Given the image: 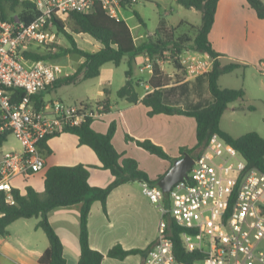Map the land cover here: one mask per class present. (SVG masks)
Masks as SVG:
<instances>
[{"label": "crops", "instance_id": "obj_1", "mask_svg": "<svg viewBox=\"0 0 264 264\" xmlns=\"http://www.w3.org/2000/svg\"><path fill=\"white\" fill-rule=\"evenodd\" d=\"M261 1L264 2V0ZM150 6L158 9V19L155 25L151 26L153 29L151 32L148 31V25L144 20L145 11ZM135 9L144 22V24L140 23V27H144V30L136 25L132 27L128 21L126 22L128 19L124 18L123 12L122 16L132 31L136 45L141 47L140 53L133 59V64H137L141 75L136 79L132 76L134 81L139 84L137 87L140 95L138 103L133 104L118 98L117 92L129 78H119L120 83L114 88L116 74L111 69L107 68L106 70V66L101 69L99 77L79 83L99 81L97 84L95 82L88 85V93L84 97L76 99L52 97L54 93L58 94V89L68 86L65 85L61 87L51 86L44 92L42 100L43 103L61 100L67 104H75L103 102L108 99L110 110L100 119L93 121V130L97 133L106 134L111 124L116 123L117 131L113 138V145L116 150L125 157L135 159L140 168L149 175L151 180L155 181L162 178L174 163L147 152L139 147L136 142L128 140L127 136L134 140H151L164 148L175 162L181 158V148L192 149L197 145V122L194 118L180 115L159 114L153 117L149 116L150 109L141 102L146 95L153 92L149 85L152 75L148 71H141L150 59L146 45H149L153 39L161 21L164 20L170 26L180 27L181 33V28L185 26H189L190 29H193L191 26L200 27L202 25V13L196 9H187L179 5L177 0H137L129 8V10L136 12ZM184 22H187L188 25H185ZM74 37L79 47L88 52H97L102 48V45L90 35L79 34L74 35ZM209 40L214 50L221 54L220 59L223 63L236 62L247 66V68L237 69L221 76L219 79L220 87L222 89L242 88L245 90V102L248 106L245 105L246 107H242V110H249L247 107H253L255 112L264 109V19L258 17L257 12L247 0H220ZM190 43L193 44V47L186 45L184 52H187L189 59L194 63L205 64L207 71L186 76L178 82L167 85L164 88V97L167 104L195 110L197 106L192 105L191 99L195 96L198 98V94L202 95L205 92L207 104L205 107L214 100L206 77V74L212 69L213 61L208 54L197 52L194 43ZM124 61L129 63L130 59L125 57ZM166 61L169 62L168 59ZM83 62L84 59L80 58L79 66ZM173 68L174 70L169 74L170 78L179 75V70ZM76 70L74 68L70 72H66L63 77L75 73ZM105 72L107 73L104 74ZM226 77L234 79L235 85H222L221 83L227 79ZM105 90H107L108 96L105 94ZM237 109H239L237 106L232 108L233 112H236ZM47 146L51 153L43 151L46 168L29 177H23L39 193H43L45 190L47 170L54 166H76L79 164L89 166V183L92 187L106 188L114 181L111 172L102 168L95 152L90 147L81 145L76 135L63 133L49 139ZM2 148L4 151H18L15 147L9 150H6L4 146ZM20 181H22L21 177L13 180L15 184L16 182L20 183ZM13 187L19 190L17 185L13 184ZM21 192L25 194L26 189ZM82 207V203L58 207L50 211L48 215L51 225L63 244L67 264H79L80 261V215ZM161 219L160 210L143 192V182L135 181L121 185L110 194L106 212L100 202H95L92 206L89 216L91 248L105 255L102 264H143L147 256L145 254H133L124 259H116L109 257L108 252L118 245L126 251H147L158 239ZM39 222V218L20 219L9 226L8 236L4 237L0 234V264H40L39 260L49 248L50 243L45 232L37 227Z\"/></svg>", "mask_w": 264, "mask_h": 264}, {"label": "built area", "instance_id": "obj_2", "mask_svg": "<svg viewBox=\"0 0 264 264\" xmlns=\"http://www.w3.org/2000/svg\"><path fill=\"white\" fill-rule=\"evenodd\" d=\"M26 1L38 12L29 24L4 18L0 5V134L10 132L20 144L18 151L0 148V204L9 205L16 204L13 180L46 168L41 141L89 118L98 120L106 111L100 101L67 104L52 100L37 109L33 97L65 76L66 70L57 63L27 60L23 54L55 44V22H65L73 13L93 14L100 6L120 21L125 9L123 0ZM178 58L188 76L207 71L205 64L190 60L187 52ZM141 71L153 75L150 59ZM16 89L26 93L19 101H14L11 91ZM143 192L162 214L158 239L143 264H184L174 253L172 223L184 229L181 239L186 251L201 255L194 264H264V172L249 168L240 152L220 136H213L195 159L188 178L169 193L148 183H143Z\"/></svg>", "mask_w": 264, "mask_h": 264}, {"label": "trees", "instance_id": "obj_3", "mask_svg": "<svg viewBox=\"0 0 264 264\" xmlns=\"http://www.w3.org/2000/svg\"><path fill=\"white\" fill-rule=\"evenodd\" d=\"M220 0H177L179 5L187 9H196L202 13V25L200 27L191 26L196 30V36L191 39L188 34H180V27L170 26L164 20L160 22L153 39L147 48V54L153 63L154 71L149 81L153 92L142 99V103L150 109L149 116L159 114L180 115L194 118L197 122V145L192 148H181V157L189 153L196 159L209 146L214 135L220 136L225 142L237 149L247 161L249 168H256L264 172V138L257 132H250L241 137H233L221 128V120L230 104L235 102H245L246 92L244 89H222L219 85L221 76L232 73L237 69L247 68L246 65L228 62L223 63L221 54L217 53L210 40L209 35L215 23V16ZM249 5L257 12L259 18L264 19V4L261 0H247ZM137 2V0H136ZM136 2L123 0L125 8L132 6ZM3 16L12 21L21 20L27 24L31 23L38 12L32 3L26 0H0ZM21 7L22 11L18 17L10 15L11 12ZM10 10V11H9ZM141 24H144L140 15L134 12ZM57 32L63 35L69 43V47H56L55 51L40 53L36 50L25 52L24 58L32 61H46L54 63L60 58L75 55L84 59V62L77 68L76 72L60 78L52 84V87L79 84L83 81L92 80L100 76L101 69L109 63L119 67L125 57L130 59L128 80L126 84L117 92L120 99H125L129 103H138L140 95L137 91V84L132 78L133 59L140 53L141 47L136 45L134 36L129 25L124 20H116L99 6L93 14H71L65 22L56 21ZM188 25L187 22H184ZM87 34L98 41L102 48L97 52H88L79 47L74 35ZM193 42L196 51L208 54L213 61L211 71L206 74L209 83V90L213 96V102L200 109L189 110L180 106L167 104L164 97V88L169 85L168 79L162 72L160 61H165L167 55L171 57L173 66L178 70L185 68L179 61L187 44ZM145 46V47H146ZM144 47V46H143ZM51 87V86H50ZM49 87V88H50ZM14 93V101L21 100L26 93L23 90H11ZM105 94L108 96L107 90ZM44 92L33 97L36 108L43 105L42 98ZM106 105L107 113L109 100L103 101ZM242 107H246L243 105ZM253 111V107H247ZM92 119H87L80 126L69 128L65 133L76 135L81 145L90 147L99 158L102 168L109 170L114 176V181L106 188L92 187L89 183L90 167L79 164L76 166H54L50 167L45 175V190L39 193L32 187L26 188V193L14 189L13 196L15 205L5 202L0 204V234L4 237L9 235V226L20 219L39 218L37 225L42 229L49 240L50 246L41 256L40 264H67L64 257L63 244L49 221V213L58 207H68L76 204H83L80 215V248L81 257L79 264H102L105 255L91 248L89 234V216L95 202H100L104 211H107V200L110 194L119 186L130 182H143L151 186H158L159 180H151L149 175L140 168L139 163L132 158L125 157L119 153L113 145V138L117 131L116 123H112L106 134L97 133L92 128ZM1 126V124H0ZM10 132L5 131L0 134V148L8 141ZM59 136V135H57ZM56 136H49L40 142L42 150L51 153L47 146V141ZM128 140L136 144L147 152L163 159L174 160L164 148L155 144L151 140H134L127 136ZM174 241V253L177 259L184 264H194V261L201 257L199 254L188 253L184 248L181 234L184 231L176 224H171ZM147 251L131 250L126 251L121 246L113 247L108 256L116 259H124L133 254H145Z\"/></svg>", "mask_w": 264, "mask_h": 264}, {"label": "rangeland", "instance_id": "obj_4", "mask_svg": "<svg viewBox=\"0 0 264 264\" xmlns=\"http://www.w3.org/2000/svg\"><path fill=\"white\" fill-rule=\"evenodd\" d=\"M264 4V2H263ZM130 7H127L123 10L124 13V18L128 19L126 20V22L128 21L129 24L134 27L139 26V28H141L142 30H144V27H140V22L137 19V17L134 14V10H129ZM136 12L137 9H135ZM155 10V11H154ZM10 11V10H9ZM22 11L21 7H19L16 12H11L10 11V15L13 17H18V14H20V12ZM177 16V15H175ZM130 17V19H129ZM158 19V9L156 7H149L148 10L145 11V22L148 25V31H153V29L151 28V26L153 27V25H155V23L157 22ZM151 20V21H150ZM189 26H185L181 28V33H186L188 34V36L193 39V37L195 36L196 31L193 29L188 28ZM180 33V31H179ZM180 33V34H181ZM57 40L55 42V44L50 45V46H45V47H35V49L37 52L40 53H47L49 51L52 50H56L53 49L54 46L58 47H64L67 48L69 47V43L66 40V38L63 35L57 34ZM82 42V40H80ZM83 43V42H82ZM188 47H193L192 43L187 44ZM167 59L169 60V62H165V61H160V66L162 69V72L165 74V76L168 79V83H174V82H178L182 79H184V77H188V75H186L184 70H179V75L174 76V77H169V74L172 73V71L174 70V66L171 60V57L169 55H167ZM170 58V59H169ZM79 59L80 57L72 55L70 57H64V58H60L57 61H55L54 63L60 64L62 66L65 67L66 72H70L72 69H77L79 66ZM106 70L111 69L115 72L116 76H115V81L113 84V87H117L120 83L119 78H128L127 76V72L129 71V63L128 61H124L122 63L121 66L117 67L115 66L113 63H109L105 65ZM107 72H105L104 74H106ZM140 72L139 69L137 67V64H133V69H132V76L134 77V79H136L137 77H140ZM227 79H225L224 81H222V85H227V86H231V85H235L234 83V79H232L231 77H226ZM96 84L99 81H91V82H87L84 84H78V85H68L66 87H63V89H58L57 90V95L56 93L53 94L52 97H63L64 99H76V98H80V97H84L88 91V85L95 83ZM205 92L202 95L198 94V98L197 96L193 97L191 99V103L192 105H195L197 107H195L196 109H200L202 107H205L206 104V97L204 96ZM49 97V96H47ZM196 98V100H195ZM246 105L248 106L247 102L241 103V102H235L233 104L229 105V109L228 111L225 113V115L223 116L222 120H221V127L224 131L228 132L230 135H232L233 137H240L243 135H246L250 132H258L263 138H264V109L262 108L260 111H249V110H242V106ZM239 107V109L236 110V112H233L232 108L233 107ZM192 110V109H189ZM259 129V130H258ZM12 147H15L16 149L20 150V144L19 142L16 140V138L12 135L9 136L8 141L4 144V148L6 150L11 149ZM24 176H21L22 181H20V183L15 184V182H13V184L19 187L20 191H24L26 188L31 187L30 184H28V181L24 180L23 178ZM36 189V188H35ZM164 205L167 206L166 202H164Z\"/></svg>", "mask_w": 264, "mask_h": 264}, {"label": "water", "instance_id": "obj_5", "mask_svg": "<svg viewBox=\"0 0 264 264\" xmlns=\"http://www.w3.org/2000/svg\"><path fill=\"white\" fill-rule=\"evenodd\" d=\"M195 164V158L189 153L175 160L171 169L159 180L158 186L164 193H169L173 186L188 178V172Z\"/></svg>", "mask_w": 264, "mask_h": 264}]
</instances>
